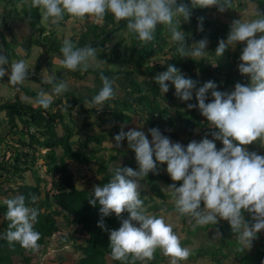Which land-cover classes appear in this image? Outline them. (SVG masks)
Listing matches in <instances>:
<instances>
[{
	"label": "clouds",
	"instance_id": "obj_1",
	"mask_svg": "<svg viewBox=\"0 0 264 264\" xmlns=\"http://www.w3.org/2000/svg\"><path fill=\"white\" fill-rule=\"evenodd\" d=\"M33 3L53 23L66 13L98 20L110 12L117 20H125L128 29L143 41L154 38L158 24L172 25L176 13H181L184 20L191 16V8L178 4L177 0H33ZM191 4L218 5L223 11L228 0H191ZM172 39L185 42V34L174 27ZM240 42L244 46L238 69L248 75L249 82H237L232 90H221L212 79L197 87L198 82L185 76L175 64H169L154 77L163 93L174 85L175 94L182 100L192 101L195 96V102L188 103L187 108H197L206 118L212 129L210 135L187 144L173 141L158 126L148 132L138 127L126 131L121 128L115 135L117 145L126 139L128 148L134 150L138 168L111 166V178L96 184L90 198L91 204H99L102 217L112 213L120 217L125 210L129 213L121 218L118 228L107 229L103 218L97 222L109 231L114 258L127 259L129 254L134 258H151L157 247L173 257V264L190 255L173 226L163 216L148 214L143 207L139 178L157 170L158 162L166 163L173 181L167 187L179 213L192 215L198 224H216L224 218L241 242L250 245L264 229V153L247 147L253 141H264V13L234 20L227 38L220 39L216 53L223 55L229 46L234 48ZM207 43V38L194 41L192 52L202 54ZM61 51V63L66 69L88 68L97 60L94 46L76 47L70 39L63 42ZM7 63V55L0 51V77L7 74L13 84L25 81L28 76L25 61L12 62L10 69ZM67 86L64 81L52 92L41 90L37 102L43 107L50 106L53 93H60ZM114 95L115 81L105 76L102 87L88 99L87 106L103 107ZM217 141L222 142L221 147H217ZM110 144L113 146L111 141ZM6 204L10 220L6 238L10 242L19 241L24 247L38 246L41 233L34 227L38 209L29 206L23 194L7 199ZM244 210L251 213L253 220L245 218Z\"/></svg>",
	"mask_w": 264,
	"mask_h": 264
},
{
	"label": "trees",
	"instance_id": "obj_2",
	"mask_svg": "<svg viewBox=\"0 0 264 264\" xmlns=\"http://www.w3.org/2000/svg\"><path fill=\"white\" fill-rule=\"evenodd\" d=\"M3 1L5 8L8 6L15 13L22 12L30 20L32 32L41 31L40 7L35 6L33 0L31 4L25 0ZM237 1L240 7L244 6L239 0ZM250 1L260 7L258 15L264 13V0ZM18 3L21 4L19 10ZM177 3L185 4L191 8L189 19L184 20L182 14L179 13L178 18L174 16L172 25L167 23L158 24L154 38L149 41L140 40L135 33L128 29L131 35L128 51L121 49L122 42L124 41L122 39L117 41L114 47L111 48L110 46L103 53H100V57H102L106 64H120L123 68L121 66L120 69L113 71L104 67L96 71V74L122 76L129 83L132 99L130 101L125 99L113 100L120 107H114L111 113L112 116L117 117L120 121H128L131 118L123 111L124 109H135L133 104H136L137 108L148 112L151 127L158 126L164 134L170 137H176L181 132L193 131L197 127H202V130H206V133L210 135L212 129L209 128V122L206 121V118L197 108H187L188 103L195 102V96L192 101H184L175 94L174 85L170 87L168 92L163 93L155 79L152 78V80L147 81V78L156 76L158 73L166 70L169 64H175L185 76L191 77L198 82L197 87L205 81L212 79L217 82L221 90H232L237 82H249L248 75L242 74L238 69V64L240 63L239 57L244 42L238 43L234 50H230L229 46L223 55H218L215 49L220 39L227 38L233 21L225 22L221 20L213 12H209L207 6H192L191 0H177ZM232 3L233 0H228V4ZM218 8L219 6L216 5V7L210 8V10ZM102 18L103 23L101 25H98V23L88 24V27L81 32L78 38H69L73 41L74 46L84 47L92 45L94 47H103L106 42L110 41V37L113 34L127 27L125 20H117L110 12ZM174 27L184 32L185 42L172 39ZM2 28L10 30L11 27L3 20L0 23V51L5 52L9 60V51H12V49ZM48 36L46 35L42 39L37 38V36L32 38L30 46L43 43V45L51 47L52 53L63 55L61 51L63 43H60L51 35L50 37ZM101 37L103 38L100 39ZM201 38H207L208 41L205 55L200 58L192 56L183 57L181 55L190 51L189 44L192 42V39L198 41ZM166 55L169 57H166ZM155 56H159L162 59L155 60V62L150 61ZM49 58L50 56H47L46 60H49ZM48 62L50 63V60ZM125 65L130 66L131 69L127 71L124 68ZM1 81L7 82L11 88H24L21 83L13 84L7 74L0 77ZM55 81H57V78ZM169 84L171 83L169 82ZM25 90L38 101L36 91L31 89ZM72 98L68 99V106L77 103V97ZM208 98L212 99L210 95ZM166 101H170L169 103L174 108L171 109L169 104L165 103ZM0 111L6 113L8 123L13 128L16 136V138H13L15 144L12 146V162L9 161V157L2 159L0 171L4 172L7 178L9 176L11 178L13 176L21 178L23 172L31 170L33 167L36 160L35 152L37 148H46L48 149L44 156L46 157V171L52 176H57L53 184V186H56V190L53 189L51 194H49V191H46V195L43 198L39 197L40 189L38 183L35 185L20 183L15 188L8 187L6 190L4 187H0L3 191L11 192L9 198L23 194L26 198V203L38 209V218L34 222V227L41 233L38 245L45 243L46 238L60 230L58 216L61 215L66 225L75 224L77 226L74 233L85 234L86 237L85 243H77L76 245L81 255L75 260V264H142L144 263L142 259L146 261L145 264H157L164 259L165 256H161L159 252H155L153 255L155 257L151 258H134L132 254H129L127 259L114 258L109 243V231L100 227L97 222L103 218L107 229L118 228L121 224V218H126L129 215L128 211L125 210L120 217L115 213L102 217L99 211V204L93 205L90 203L94 190L78 188L74 184L73 172L69 169L68 162L70 160H77L83 164L90 162L96 148L91 147L87 151V147H89L92 141L102 142L106 134L88 135L82 139L81 129L76 130L72 127L70 123L63 119V114H58V110L52 111L51 105L43 107L38 103L37 106H33L19 98L1 102ZM19 121L21 123L20 128H18ZM175 126H178V128ZM171 127L176 129L168 130ZM60 128L63 130L62 133L60 132ZM117 133L118 128L114 127L112 135L115 137ZM75 135L78 137V140L73 139ZM3 158H5L4 154ZM97 164L100 167L98 168L99 172L102 173L100 184L106 183L112 174L107 171L102 162H97ZM125 165L138 168L134 150L131 149V159ZM162 165L158 162L157 170L150 171L148 175H143L142 183L147 185L151 193L163 199L166 193H164L161 183L167 186L173 183V181L169 174L163 171ZM6 181L9 180L6 179ZM140 196L144 204L149 202L148 199L142 197V191L140 192ZM159 208H161L160 204L153 203L149 205L148 211L149 209L158 210ZM6 212V200H0V264H31L33 256L30 252L35 247H24L19 241L10 242L6 238L10 225ZM247 215L249 216H246V219L253 220L251 213L248 212ZM208 225L222 229L219 243L217 246L211 245L212 249L206 248L202 250L198 248L196 249L197 253L203 251V254L210 255L211 260L219 263L221 260L216 257V254L219 253L222 257L228 256L223 253L222 248L229 246V251L234 253L240 260L239 264H264V237L260 239L256 250L249 253L244 250L240 243V245L238 243L234 245L236 240L231 239L230 234L233 233V229L228 221H224L222 224L217 222L216 224L207 223L205 226L198 225V228H205ZM74 233L69 234L70 238L74 237ZM188 242H190V239L181 240L182 245ZM58 264L62 263L59 262Z\"/></svg>",
	"mask_w": 264,
	"mask_h": 264
},
{
	"label": "crops",
	"instance_id": "obj_3",
	"mask_svg": "<svg viewBox=\"0 0 264 264\" xmlns=\"http://www.w3.org/2000/svg\"><path fill=\"white\" fill-rule=\"evenodd\" d=\"M25 1H27V0H25ZM27 2L29 4H31L32 0H28ZM40 11H41V23L43 25L45 18L43 16V9L41 7H40ZM214 11H216V10H214ZM20 13H21L20 15L24 17L23 19H18L19 21H15V20L11 21V23H9V26L11 27L10 30L2 29L4 35L6 36L7 40L9 41L10 47L12 49V51H9V60H8V63L6 66L9 67V69H10L11 65L9 66V63L11 64L12 62H14L16 60H20V59H23L25 61L26 66L28 68V76L26 77L25 81L21 82L22 86H25V87L24 88H22V87L11 88L10 87V88L13 90V92L15 94L19 95V97H17V98L32 104L31 101H29L25 98V95H24V97H22V95H21L22 90L25 92L26 95H30V97L32 95L27 93L25 89H33L34 91L37 92L38 96H39V93L41 90L51 92L50 87H48L46 84H49L47 82H50L51 74H53V71L49 72L45 66H46V64L49 65L51 62H55V63L61 62V55L56 54V53H52L51 49H50L51 47L49 48V46H45V45H43V43H39V45H41L40 48H38V47L34 48L33 46L35 44L30 46V41L33 38L32 37L33 35L31 34L32 31H31V28L29 25L30 23H29V20L23 15V13L22 12H20ZM68 17L71 18L72 16L70 14H67V15L65 14L62 19H60L59 21H57L55 23L46 19V22H47L46 25L47 26L45 27L44 31H46V30L48 31L50 29L49 34L53 33L51 36H54L60 43H63L66 40V39L64 40L63 37L67 36L63 32H66L68 34V31L66 30L67 28L70 29V32L72 31L73 28H75V33H77V35L79 37V35L83 31V29H82L83 26H81L80 23H82L84 25L85 20H88V19L94 20V18L90 19L88 17H86V18L85 17H75L70 22V21H68ZM78 18H80V19H78ZM81 18H82V20H81ZM52 29H53V32H51ZM6 30L8 31L9 34H7L5 32ZM114 35H115V37L118 36V34H113L110 37V41L106 42L104 47H102L100 50L96 51L97 60L93 61L91 66H89L87 69H85V71H78L79 69L70 70V69H66V68H64V70H66L64 72L58 70V75L60 73V76H62L64 73H67V74H65V77L67 78V80H69L67 82V85L69 84V86H68L69 88L67 87V89H69L72 94H76L77 90L82 92V95L78 99L77 103L71 104V106H70V107H72L74 112L77 113V116L72 117V118L69 116L70 119L69 120L65 119V121L70 122L76 130L81 129V132H82L81 138L82 139L86 138L88 135H96V134H101V133L106 134V136L102 140V142L92 141L90 143L89 147H87V151H89V149L91 147L96 148V151L94 152V156H92L93 158H91L90 162H87L84 164L80 163L77 160H70L68 162V166H69L70 170L74 169V168H85V172L84 171L78 172V175L76 174V172H73L71 170L73 172L74 184L78 188H83V189L88 188L89 190H94V186L96 184H100V180L102 178V173L99 172V170H98V168H100V167L97 164V162H102V164L107 168V171H109L112 174V167H115L117 165H125L131 159V149L128 148V146H127V140L125 139L122 142V144H119V145L116 144L115 137L112 135L114 127L118 128V132L121 131V128H123L126 131L128 128L138 127V128H142L145 132H148V129L151 128L150 123L148 121L149 120L148 119V112L144 109L137 108L136 104H133L135 109H130V110L124 109V111H123L124 113H127V115H129L131 117L128 121H125V120L120 121L117 117L112 116V113H111L112 109L114 107L115 108L120 107V105L116 104L113 100L116 101V100L125 99V100L130 101L132 99L131 87L129 86V83L127 81H125V79L122 76H117L114 74L103 76V75H99V74L97 75L96 74V71H98L99 69H102L104 67L111 69L113 71H116V70L120 69V67L122 66L120 64L119 65L114 64V65H112L114 67H110L109 66L110 64H108V63L106 64L104 62V60L102 59V57H100V53H103L106 50V48H109L111 46V40H112V37ZM71 37H73V35H71L67 39H69ZM35 46H37V45H35ZM33 51H35V52L38 51L37 52V54H38L37 58H35V60H31L29 63L26 62V60L24 58L31 55V53ZM47 56L48 57L50 56V58H49L50 63L45 61ZM95 62L99 63L100 66L99 67L97 66L98 68H94L96 66ZM34 63L37 64L38 66L36 67V65ZM32 64H34V66L31 67ZM34 67H36L37 69L35 70ZM121 68H123V66ZM124 68L127 71L129 69H131V67L127 66V65H125ZM105 76H107L110 79H113L115 81L116 95H114L113 97H111L110 99L105 101V105L103 107L97 108V107H92L90 105L87 106L88 99L91 96L95 95L100 90V88L102 87L103 78ZM154 77L155 76H152L151 78H147V81L152 80V78H154ZM53 79L55 81L56 77H54ZM51 83H53V81ZM19 90H21V91H19ZM93 91H94V94H93ZM69 99H73V98H69ZM1 102H4V100ZM36 103L38 104L37 101H36ZM61 105L66 106V110L69 109L68 102L66 104L65 100H63V102H61ZM61 105L59 102V93L58 94L56 93L54 95V100L51 103V107L54 106L55 109H51V110L54 112L57 110L60 111ZM33 106H37V105H33ZM72 119H74V121ZM80 123H82V126L77 129L76 126ZM85 123H89V124H85ZM175 127L178 128V126H175ZM172 129H173V127L168 128V130H172ZM202 129H203L202 127H197L193 131L181 132V133H178L176 137H171V138L173 139V141H181L182 143L187 144L192 139H200L205 134H207L206 133L207 131L202 130ZM60 132L61 133L63 132V130L61 128H60ZM148 135H149V138H151V133H148ZM73 139L78 140V137L75 135L73 137ZM110 141L112 142L113 146L110 144ZM221 146H222V142L217 141V147H221ZM247 147L249 148L250 151H256L258 153H264V141H262V140L253 141L251 144L247 145ZM85 149H86V147H85ZM123 151H125L126 154H124ZM4 155H5V158L2 157L1 160L9 157L5 153H4ZM39 158H40V156L36 157V160H35L33 167L37 164V160ZM162 166L164 168V166H166V163L163 164ZM33 167L31 168V170H27V171L23 172V174L27 173V172L32 173ZM29 175H31V174H29ZM26 176L27 175H22L21 178H16L14 176H13V178H11V176H9L7 178L4 174V172L2 173L0 171V187H4L5 190L8 187L15 188L16 186H11V183L12 182H15V184L23 183L22 180H25ZM78 176H80V178H78ZM111 176L112 175H110L109 177L111 178ZM83 178L85 179V185L81 181V180H83ZM6 179H8L9 181H6ZM78 179H80V180L78 181ZM139 179H140V192L142 191V197L145 198L143 196V194L145 193V191H144L145 184L142 183L143 176L140 177ZM77 182L79 185H81V187H79ZM3 192L4 191L2 190V188H0V194ZM145 199H147V198H145ZM148 201H149V199H148ZM153 203L154 202H152L149 205H152ZM149 205H147V207L144 206V209L147 210V213L149 214L152 212L151 215L159 216L158 210L161 208H159L158 210H150L149 209V211H148ZM245 211L246 212H244V214H248L247 210H245ZM246 216L247 215H245V217ZM189 220H192V217H189ZM196 226H198V223H196L195 227ZM45 243H46V241H45ZM45 243H43V244H45ZM43 244L36 246L33 249V251L34 250L38 251V247L42 246ZM163 256H165L164 259L161 260L160 262H158L157 264H162V263L172 264L173 257H171L170 255H167L165 253L163 254ZM166 258H168V262L166 261ZM169 260L171 262H169ZM108 261H110V260H108ZM34 262H36V261H34ZM59 262H61V261H59ZM59 262H57V264ZM33 264H35V263H33Z\"/></svg>",
	"mask_w": 264,
	"mask_h": 264
},
{
	"label": "rangeland",
	"instance_id": "obj_4",
	"mask_svg": "<svg viewBox=\"0 0 264 264\" xmlns=\"http://www.w3.org/2000/svg\"><path fill=\"white\" fill-rule=\"evenodd\" d=\"M239 1H240V3H243L244 6L240 7V5L238 4V1L233 0V3L228 4V6L225 7L223 11L220 10V7L218 9H216V11H214L215 9L210 10V8L216 7V5H208L207 7L209 8V12H213L214 15L219 16L220 19L225 21V22H232V21L240 19V18L247 20L250 18H254L255 16L258 15V13L260 11V9H259L260 7L258 5H256L254 2H251L250 0H239ZM20 8H21V4L18 3V10ZM19 13H15L8 6L5 8L4 1L0 0V23L2 20L7 22V24H9L13 20L19 21L18 19H23L24 17L21 16ZM66 15H67V13H66ZM178 15H179V13H176L175 17L178 18ZM73 18H75V16H72L71 18L68 17V21L71 22L73 20ZM78 19H80V18H78ZM81 20H82V18H81ZM29 23H30V20H29ZM94 23H98V25L99 24L101 25L103 23V18L98 19V20L97 19H94V20L88 19V20H85L84 25L82 23H80V24H81V26H83L82 29L85 30L88 27V24L91 25ZM46 24H47V22L45 19L43 25L41 26V31H38V30L33 31L31 33L33 35L32 37L34 38L37 36V38H39V39H42V37H44L46 35H49L48 37H50V35H52L53 33L49 34L50 29L48 31L47 30L44 31L45 27L47 26ZM30 28H31V26H30ZM2 29H5V28H2ZM66 30L68 31V34L66 32H63L67 35L66 37H63L64 40L67 39L68 37H70L71 35H73L74 38H78L77 33H75V28H73L71 32H70L69 28H67ZM5 32L7 34H9L7 30ZM51 32H53V29L51 30ZM116 34H118L117 37H115V35L112 37L111 48L114 47V45L117 43V41L124 39V41L122 42V45H121V49L128 51L129 45L131 43V35L128 32V27L122 28L121 30L116 32ZM52 37L54 39H56L54 36H52ZM102 38L103 37H101L100 39H102ZM191 41L192 42L189 44L190 45V48H189L190 51L186 52V53H182L181 55L183 57L192 56V57H198V58L205 55V50L200 55L194 54L192 52V49L194 47V45L192 43L195 40L192 39ZM35 45L33 46L34 48H37V47L40 48V46H41L39 44H37V46H35ZM235 47L233 48L230 46V50H234ZM101 48H102L101 46H95L96 51L100 50ZM37 52L33 51L31 53V55L25 57L24 59L26 60V62L29 63L31 60H35V58H37V55H38ZM166 57H169V56L166 55ZM161 59L162 58H159V56H155L150 61L155 62V60H161ZM45 61L48 62V60H45ZM34 64H32L31 67L34 66ZM95 64H96V66L94 68H98L100 66L98 62H95ZM35 65H36V67L38 66L37 64H35ZM112 65H114V64H110L109 66L114 67ZM36 67H34L35 70L37 69ZM45 67L49 72L53 71V74H51L50 82H47L49 84H46L48 87H50L51 92H52L53 88L58 83L64 82V81H66V82L69 81L65 77V74H67V73H64L62 76H60V73L58 75V70H60L62 72L66 71V70H64L65 67L63 66V64L61 62H58V63L51 62L49 65L46 64ZM85 69H87V68H80L78 71H85ZM54 77L57 78V81H54V79H53ZM52 81H53V83H51ZM169 82L171 83V81H169ZM68 86H69V84H68ZM31 90H33V89H31ZM19 91H21V90H19ZM53 94L55 95L56 93H53ZM93 94H94V91H93ZM21 95H22V97H24V95H25V98L27 100L31 101V103L33 105H38L36 103V98L33 96L30 97V95H26L23 90L21 92ZM81 95H82L81 91L77 90L76 94H72L70 92V90L66 88L59 93L60 105H61V102H63V100H65V102L67 104L69 98L77 97V99H79ZM17 97H19V95L15 94L13 92V90L10 88V86L7 84V82H5V81L0 82V102L3 100L4 101L5 100L6 101L16 100ZM169 102L170 101H166L165 103L167 105L169 104V107H171V109H173L174 108L173 105ZM70 106H71V104H70ZM70 106H68V107H70ZM51 109H55L54 106L51 107ZM58 112H59L58 114H63L64 120L65 119L69 120L70 117L72 118V117L77 116V113L74 112L72 107H70L68 110H66V106L61 105V110ZM72 120L74 121V119H72ZM68 123H70V122H68ZM70 125L72 127H74L71 123H70ZM20 126H21V123L19 121L18 122V128H20ZM81 126H82V123L78 124L76 127L78 129ZM173 129H176V128H173ZM13 138H16V136L14 134L13 128H11L9 123H8L6 113L4 111H0V160L3 157V154L5 153L7 156H9L10 162H12V159H11L12 158V154H11L12 153V146L15 144V142L13 141ZM47 151H48V149H46V148H37V150L35 152V156L36 157L40 156V158L37 160V164L33 167L32 173H28V172L24 173L23 175H27V176H26L25 180H22L23 183L26 181L27 182V183L25 182L26 184L35 185L38 183L39 189H40V195H39L40 198L45 197L46 191H49V194H51L53 189L56 190V186H53V184L55 183V181H56L55 178L57 176H52L50 173H48L46 171V165H45V158L46 157H44V156L46 155L45 153ZM59 151H61V150H59ZM123 153L126 154L125 151H123ZM1 162L2 161H0V163ZM71 170L73 172H76L77 175H78V172H81V171L85 172V168H74ZM163 171L167 173L166 166H164ZM29 174H31V175H29ZM78 178H80V176H78ZM79 180L80 179H78V181ZM81 181L85 185V179L83 178V180H81ZM77 184H78V182H77ZM16 185L17 184H15V182L11 183V186H16ZM79 187H81V185H79ZM161 187H162L164 193H166V196L163 199L157 197L154 193H151L148 190L147 185H145V188H144L145 193L143 194V196L145 198L149 199V202H147V204H144L143 207L144 206L147 207V205L151 204L152 202L160 204L161 209L158 210L159 216H163L165 218L166 222L170 223L173 226V230L178 234L180 240L190 239V242L185 243L183 245L189 249L190 255L185 259L179 260V264H239L240 260L235 256L234 253H231L229 251V246H224L222 248V251H224L223 253L227 254L228 256L222 257L221 254H219V253L216 254L217 255L216 257L221 260L219 263L211 260L210 255L203 254V251H200V253H197L198 251L196 252V249H198V248L205 250L206 248L212 249L211 245L217 246V244L219 243V237L221 235L222 229L216 228L215 226H211V225H208L205 228H202V227L198 228V226L195 227V225H196L195 217H193L190 214H184V215L180 214L175 207V203H174V200L172 198L171 191L168 189L167 186L163 185V183H161ZM10 196H11L10 191H4L3 193L0 194V200H7ZM244 212H246V211L244 210ZM149 214H152V212ZM244 215H247V214H244ZM247 216H249V215H247ZM189 217H192V220H189ZM224 221H227V220L224 218H220L218 220V223L222 224ZM58 222H59L60 230L58 232L56 231L52 236L46 238V243L43 244L42 246H39L38 251L34 250V251L30 252L33 256L31 259V264H33V263H35V264H57V262H59V261H61L60 263H62V264H75V260L81 255V253H80L79 249H77L76 245H77V243H85V239H86L85 234H80L77 232L74 233L75 228L77 226L75 224L66 225L65 220L62 219L61 215L58 216ZM198 225L205 226L206 224H198ZM189 231H193V232H189ZM72 232L74 233V237L70 238L69 234ZM62 235H64L63 236L64 238L62 237ZM230 236H231V239L236 240L234 245H236L237 243L238 244L240 243L241 246L244 248V250L251 253V252L256 250L257 246L260 243V239L264 237V229L260 230L257 237H255L253 239L252 245L241 242L238 234L235 233L234 231L232 234H230ZM158 248L159 247H157L155 249L153 255L155 254V252H159L160 255L163 256L164 252L161 249L158 250ZM152 257H155V256H152ZM142 260L144 261L143 264H145L146 261L144 259H142ZM34 261H36V262H34ZM166 261L168 262V258H166ZM169 262H171V261L169 260ZM162 264H164V263H162ZM165 264H168V263H165ZM172 264H173V259H172Z\"/></svg>",
	"mask_w": 264,
	"mask_h": 264
},
{
	"label": "bare ground",
	"instance_id": "obj_5",
	"mask_svg": "<svg viewBox=\"0 0 264 264\" xmlns=\"http://www.w3.org/2000/svg\"><path fill=\"white\" fill-rule=\"evenodd\" d=\"M146 81V80H145Z\"/></svg>",
	"mask_w": 264,
	"mask_h": 264
},
{
	"label": "water",
	"instance_id": "obj_6",
	"mask_svg": "<svg viewBox=\"0 0 264 264\" xmlns=\"http://www.w3.org/2000/svg\"><path fill=\"white\" fill-rule=\"evenodd\" d=\"M62 57V56H61Z\"/></svg>",
	"mask_w": 264,
	"mask_h": 264
}]
</instances>
